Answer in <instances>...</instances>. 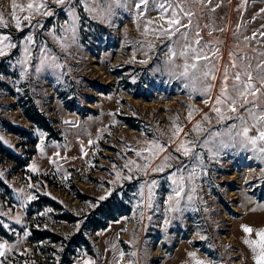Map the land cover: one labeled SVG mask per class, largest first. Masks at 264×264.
Instances as JSON below:
<instances>
[{"label":"rangeland","instance_id":"obj_1","mask_svg":"<svg viewBox=\"0 0 264 264\" xmlns=\"http://www.w3.org/2000/svg\"><path fill=\"white\" fill-rule=\"evenodd\" d=\"M29 2L32 0H15L25 11L15 9L14 18L13 0H0V14L8 24H0V35L10 37L2 45L6 54L0 56V141L18 157L11 161L0 154V179L6 185L0 187V216L12 235L11 240L0 237V243L6 245L0 264H55L53 256L58 255L52 248L58 245L45 240L31 242L32 227L69 233L80 226L58 221L55 214L62 210L32 207L40 195L56 199L77 216L89 214L114 195L129 207L127 214L109 221L105 229L88 233L98 257L80 248L73 264H82L84 259L93 264H195L188 255L192 252L205 264H254L246 240H235L232 222L239 212L264 211V160L257 158L250 146L239 145L213 156L201 142L209 132L239 123L234 114L233 119L218 121L212 108L220 95L225 66L230 73L236 71L231 68L234 57L230 53L243 50L248 57L255 55L252 49L264 53V12L260 11L264 0H212L210 5L189 0L187 6L195 13L193 25L199 24L200 37L214 45L212 51L217 53L212 59L216 79L195 85L202 89L210 84L206 94L186 88L187 80L167 71L164 61L175 37L153 31L167 24L151 2L141 15L134 5L115 8L109 22L94 18L80 0H73L77 43L66 50L55 37L64 35L61 26L71 19L69 5L36 0L53 14L29 15ZM16 18L21 21L20 28L15 26ZM183 22L188 23L187 19ZM145 28L150 31L145 33ZM190 32L197 38L194 27ZM253 33L256 39L245 44L243 37ZM29 36L35 41L31 46L26 43ZM144 41L151 42L150 50ZM8 43L15 47H7ZM44 46L63 65L55 73L33 69ZM26 47L31 59L22 66L19 61L24 59ZM175 63L184 61L177 58ZM24 68H28L27 74H22ZM181 70L177 67L176 72ZM254 83L259 87V81ZM259 102L264 103V96ZM33 113H40L53 130L30 121L27 116ZM239 115H245L242 109ZM198 122L203 131L195 130ZM176 125L182 130L173 141L170 138ZM8 126L28 133L19 136ZM249 134L256 135V131ZM156 138L167 147L149 165L147 174L124 169L126 160L142 163L136 151ZM184 140L197 142L193 151L201 152L203 164L197 168L193 200L182 199L180 212H166L173 187L170 176L178 170L186 175L185 169L194 163L175 151ZM164 156L170 157L171 167L151 171ZM33 165L36 171H32ZM151 180L157 185L154 207L149 209L146 190L143 200L139 193ZM191 186L186 184L185 191ZM29 196L36 198L29 200ZM120 253H124L123 259Z\"/></svg>","mask_w":264,"mask_h":264},{"label":"snow or ice","instance_id":"obj_2","mask_svg":"<svg viewBox=\"0 0 264 264\" xmlns=\"http://www.w3.org/2000/svg\"><path fill=\"white\" fill-rule=\"evenodd\" d=\"M58 5H69L68 12L71 17L69 21H66L65 26H61V31L64 33L63 36H57L55 39L61 44L63 49H67L73 44L77 43V27L76 21L78 17L76 16L74 7L72 6L73 0H54ZM153 4L157 10L166 17L167 27H158L153 31H158L160 34L175 37L173 40V46L168 48L167 57L164 61V65L170 75L177 78H183L188 81L185 83L186 88H192L193 91H201L202 93H207L211 88L210 84H206L204 88L197 89L195 87L197 82H203L208 80H215V72L217 71L216 66L212 63L213 57H217V53L213 52L212 49L214 45L203 41L200 37L199 24L193 25V18L195 13L188 8L189 0H80L85 11L92 14L94 18L107 19L110 22V17L114 15L115 8L129 9L132 5L138 15H141L143 11L147 8L149 3ZM201 3L205 5H210L212 0H201ZM103 5V6H102ZM13 11L11 13L12 17H16L15 9L20 8L21 11H25L20 5L13 3L11 5ZM29 15H34L43 12L45 15H52L53 13L47 11L45 3H38L36 0H32L27 4V9ZM214 11V9H213ZM264 12V9L260 10ZM29 15L24 17V20H29ZM184 19H187L188 23H184ZM151 23V21H149ZM0 24L7 27V22L3 21L2 14H0ZM21 21L16 18L15 26L20 28ZM196 30V37L192 38L190 30L192 28ZM205 27H210L205 25ZM239 27V26H238ZM223 31V29H220ZM150 29L145 28V33L149 32ZM256 33H253L252 37H243V42L245 44L251 43L256 39ZM10 37L7 35H0V56H4L6 53L3 50L5 42L9 41ZM182 42V43H181ZM26 43L31 46L35 43L31 36L26 38ZM142 43H147L149 50L152 45L150 41H144ZM203 45V46H202ZM7 47H15L10 43L6 44ZM240 46L237 45V48ZM205 48H208V52H205ZM255 53L253 57H248L243 50L238 52L230 53L234 57L231 62V68L236 69V71L230 73L229 67L225 66L223 70V82L220 89V95L217 96L215 104L212 111L216 113L218 121L235 119L239 121L238 124H229L225 126L224 131L209 132L208 136L204 138L201 142V146L207 148V151L215 156L220 150L236 147L237 145L241 147H251L253 151L258 153L259 159L264 160V103H260V98L264 96V53L257 52L252 49ZM41 56L39 57L38 63L33 66L36 73H41L42 71L48 69L52 72H57V70L63 67L57 61L46 46L40 48ZM211 53V55H209ZM147 54V53H146ZM177 58H182L184 63L182 65H176L175 60ZM31 59L30 48L26 47L24 50V59L19 61L23 66L26 65ZM141 63H146V61H141ZM177 67L182 70L177 73ZM28 68L23 69L22 74H27ZM254 81H259V87H257ZM243 110L245 115H239L240 110ZM191 113H189V119H191ZM205 121L208 120V116L205 115L203 118ZM181 127L176 125L171 140H175L180 132ZM196 131H203L201 123L195 125ZM255 130L256 135H250V131ZM187 135V134H185ZM197 142L195 141H182L176 148L175 151L181 153L184 157H189L194 163L190 169H185L186 175L182 172L173 173L170 176L172 180V190L171 194L167 197L166 203L168 207L165 209L166 212H180V203L182 199H187L188 202L193 200V194L196 189L194 187V181L197 176V168L203 164V158L201 152L193 151L197 147ZM166 145L162 144L158 138L154 139L145 148L140 151H136V156L142 160V163H137L134 160H126L124 164V169L129 173L133 170L141 171L147 174L149 165L154 159H156L160 153L166 150ZM41 151L43 149L41 148ZM57 155H59L57 153ZM169 156L163 157V162L155 168H152L153 172H163L165 167H171L169 163ZM55 163V161H53ZM32 171H36L35 165L32 166ZM117 177H120V173H116ZM131 175L128 179H131ZM186 184H191L189 190L186 192ZM157 185L156 180L146 181L142 186L140 191V196L143 200L145 195V190L147 192V205L146 207L152 209L154 207L153 197L154 188ZM29 187H32L31 185ZM35 196H29L27 199H35ZM101 197L100 199H104ZM19 199L21 200V206L24 203L23 193H20ZM141 218H143V212L140 213ZM17 222H19V217H17ZM165 225L169 223L167 219L164 221ZM243 231L248 234H252L253 229L247 226H243ZM28 233H25L27 235ZM257 239L246 240L245 242L249 244L250 249L253 253L254 264H264V230L255 233ZM204 239V237H201ZM6 245L0 243V257L5 255L4 249ZM130 255L135 256V253ZM193 258L195 264H205L203 260L196 258V253L192 252L188 254ZM124 253H120V258L123 259ZM82 264H93L89 259H84Z\"/></svg>","mask_w":264,"mask_h":264},{"label":"trees","instance_id":"obj_3","mask_svg":"<svg viewBox=\"0 0 264 264\" xmlns=\"http://www.w3.org/2000/svg\"><path fill=\"white\" fill-rule=\"evenodd\" d=\"M27 117L30 121L41 125V127L48 129V131L53 130L50 125L46 126L44 118L40 113L28 114ZM7 129L19 136L28 133L27 130L15 126H8ZM0 154L6 157L8 160L18 161L16 154L4 147L1 141ZM0 187H6L1 179ZM31 206L38 207L40 210L45 207H50L54 210H62L63 212L55 214V217L58 219V221L68 222L76 225L80 224L77 230L69 233H57L55 230L50 228L32 227L30 235L31 242L45 240L51 242L52 244L58 245V248H52L54 253H56L54 255H58V258L53 256L55 259V264H73L80 255L78 252V249L80 248H84L87 254L97 258L98 253L92 247L89 240L88 233L90 230L98 231L100 229H105L109 221H116L119 215H125L129 212V207L124 206V204L121 205L120 202L116 200L115 195L109 198L105 203L100 204L89 214L83 216H77L74 213L65 210L64 206L56 199L46 195H40L38 199L31 203ZM0 237L7 240L12 239V235L4 226L1 216Z\"/></svg>","mask_w":264,"mask_h":264},{"label":"crops","instance_id":"obj_4","mask_svg":"<svg viewBox=\"0 0 264 264\" xmlns=\"http://www.w3.org/2000/svg\"><path fill=\"white\" fill-rule=\"evenodd\" d=\"M232 222V234L238 242L250 239H257L255 233L264 230V211L261 210H246L239 212ZM243 226L253 229L252 234L245 233Z\"/></svg>","mask_w":264,"mask_h":264}]
</instances>
